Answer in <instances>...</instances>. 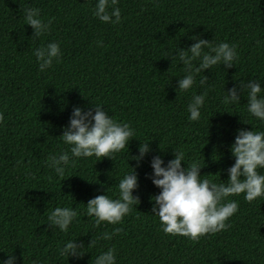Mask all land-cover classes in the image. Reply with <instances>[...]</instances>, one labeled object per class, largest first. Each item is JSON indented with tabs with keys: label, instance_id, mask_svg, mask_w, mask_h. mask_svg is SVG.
I'll return each mask as SVG.
<instances>
[{
	"label": "trees",
	"instance_id": "obj_1",
	"mask_svg": "<svg viewBox=\"0 0 264 264\" xmlns=\"http://www.w3.org/2000/svg\"><path fill=\"white\" fill-rule=\"evenodd\" d=\"M97 3L0 0V264L9 255L14 264H94L109 248L115 264H264V197L251 203L243 193L227 197L224 202L238 203L226 221L231 226L198 241L165 234L152 212L161 189L152 183L151 167L154 156L166 166L182 151V166L196 162L201 179L226 184L238 130L264 132V121L248 112L249 89L240 92V82L251 80L264 96V0H118L115 6L109 0L110 14L120 8L119 23L100 21ZM25 8L39 9L46 24L53 18L40 37L26 23ZM199 38L212 46L234 44L238 59L230 68L204 69L192 88L181 91L178 81L187 73L175 55ZM54 42L59 62L41 72L34 51ZM203 76L208 80L201 85ZM233 86L240 101L223 103ZM204 93L200 119L192 121L188 104ZM94 105L135 131L113 160L72 157L60 136L74 107L94 114ZM146 141L150 151L138 163L133 157ZM63 152L71 160L61 180L48 161ZM131 167L139 204L121 223L96 226L86 203L101 194L119 198V181ZM56 207L78 212L67 232L48 226ZM114 228L122 229L119 235L101 238ZM72 240L84 245L82 257L61 256ZM91 240L95 244L88 246Z\"/></svg>",
	"mask_w": 264,
	"mask_h": 264
},
{
	"label": "clouds",
	"instance_id": "obj_2",
	"mask_svg": "<svg viewBox=\"0 0 264 264\" xmlns=\"http://www.w3.org/2000/svg\"><path fill=\"white\" fill-rule=\"evenodd\" d=\"M118 0H111V5H117ZM109 0H98L94 15L102 22L119 23L121 13L119 7H113L111 14L108 11ZM25 20L33 29V36L40 37L49 30L48 23H44L39 16V9L25 8ZM115 17V20L112 18ZM205 48L209 50L204 51ZM34 54L39 63L41 72L50 68L55 59L59 62L61 52L58 42L49 43L35 49ZM175 56L183 62L185 75L178 81V89L187 91L195 84V76L204 69H213L214 66L223 64L225 68L234 65L238 59L236 46L221 42L212 46L211 41L199 38L187 49H180ZM199 60L198 66L194 61ZM208 77L203 76L200 84H206ZM249 89L247 95L248 112L264 121V96L261 93V84L256 81L240 82V92ZM206 93L193 95L188 104L189 119H200L201 108L205 101ZM240 101L237 88L228 89L223 103L230 104ZM91 109L83 111L80 107H74L69 119L68 126L60 135L63 141L70 145L71 156L75 158H87L95 156L96 161L102 158L113 160V154L119 153L125 148L130 139L135 138V131L128 123H118L111 118L101 105H94ZM4 120L0 114V122ZM150 151L149 143L139 145V155L133 157L139 161ZM235 157L234 164L227 170V183L217 184L209 179H201L200 166L193 162L182 166L184 153L175 151L174 159L167 162L166 166L160 156H154L151 161L153 169L152 183L161 189L160 193L153 197L154 205L152 212L155 213L162 225L165 234L188 237L192 241H198L207 234H215L226 230L231 225L226 223L238 210L235 200L224 202L227 197L244 194L247 202L251 203L259 197H264V174L258 172V168H264V132L254 130H238L234 143L230 147ZM71 157L68 152L49 158L48 165L61 178L65 179V168L69 165ZM75 164V161H71ZM132 168V167H131ZM138 187L137 174L132 168L119 181V198L111 199L106 194L97 195L88 200L86 215L95 217V225L108 222L116 225L121 223L128 215L133 206L139 204V197L134 196L133 190ZM78 216V212L69 207H56L48 216V226L58 227L62 232H67L69 225ZM122 229L114 228L111 233L105 232L101 238L110 240L113 235H119ZM90 241L88 246L94 245ZM82 243L75 240L67 242L60 250L61 256L82 257L84 252ZM15 257L9 255L4 264H14ZM94 264H115V249L109 248L98 255Z\"/></svg>",
	"mask_w": 264,
	"mask_h": 264
}]
</instances>
